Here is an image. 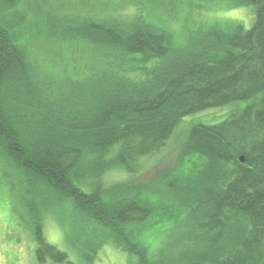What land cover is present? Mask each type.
Masks as SVG:
<instances>
[{"label": "trees", "instance_id": "1", "mask_svg": "<svg viewBox=\"0 0 264 264\" xmlns=\"http://www.w3.org/2000/svg\"><path fill=\"white\" fill-rule=\"evenodd\" d=\"M232 1L253 8L250 29L178 37L174 0H0V155L24 185L39 263L74 264L44 237L52 219L90 263L112 246L135 264H264V0ZM42 42L72 58V78L38 71ZM171 143L173 165L139 181ZM159 227L170 235L151 256Z\"/></svg>", "mask_w": 264, "mask_h": 264}, {"label": "rangeland", "instance_id": "2", "mask_svg": "<svg viewBox=\"0 0 264 264\" xmlns=\"http://www.w3.org/2000/svg\"><path fill=\"white\" fill-rule=\"evenodd\" d=\"M174 5L180 8V15L171 19L168 18V23L171 21V31L180 37L185 30L196 29L199 25L219 23L224 24L229 21H241L246 29H250L255 20V13L253 8H234L232 0H174ZM132 8H125L122 10L123 17L132 16L134 12ZM119 10V9H117ZM121 11V10H120ZM119 11V12H120ZM170 20V21H169ZM41 46L35 48L36 55L32 54L31 62L35 64L38 71H42L43 75L49 80H53L55 75L66 77L74 72L76 65L70 61L72 59L65 52L59 57L55 58L53 52H59L62 49L50 45V43L42 42ZM247 103H236L226 106L221 109L211 110L213 113V120L210 123L217 124L224 121L232 112L243 110ZM198 116L188 118L182 125L190 124L191 119ZM194 121V122H195ZM184 126L181 127L182 131ZM175 135L173 136L174 139ZM172 139V140H173ZM177 144L171 143L169 149L166 150L162 157V164H156V160H151L150 164L145 166L146 169L141 173L138 180L146 181L152 178L155 174L161 173L169 166H172L177 158ZM161 156V155H160ZM155 158V157H154ZM148 159V160H149ZM13 175L12 169L7 167L0 155V264H43L39 263L36 258V250L38 244L34 233L30 227L31 218L24 213L21 205L25 204L26 196L23 194L24 185L22 180H17V176ZM16 175V174H15ZM110 179L112 181H120L125 179L124 174H113ZM164 197V196H161ZM164 199L166 204H171L167 198ZM23 200V201H22ZM33 202L34 198H27V202ZM33 225V224H31ZM146 236L149 238V254L153 256L155 250L162 247L170 235L169 230L165 227H159L154 232L151 230ZM43 233L46 241L55 245L58 249L65 252L69 256V260L74 264H135L137 257L129 255L120 249L112 246H106L98 253L97 259L92 263L85 261L79 256L76 244H83L84 239L73 237L70 240L62 234L55 221L46 219L43 224ZM77 239V240H76ZM86 240V237H85ZM44 264H54L47 261Z\"/></svg>", "mask_w": 264, "mask_h": 264}]
</instances>
